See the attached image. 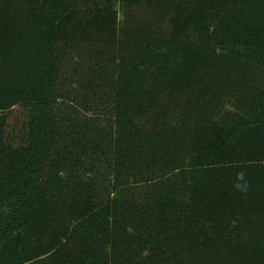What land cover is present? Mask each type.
Here are the masks:
<instances>
[{"label": "trees", "instance_id": "16d2710c", "mask_svg": "<svg viewBox=\"0 0 264 264\" xmlns=\"http://www.w3.org/2000/svg\"><path fill=\"white\" fill-rule=\"evenodd\" d=\"M0 264H264V0H0Z\"/></svg>", "mask_w": 264, "mask_h": 264}, {"label": "rangeland", "instance_id": "374dc122", "mask_svg": "<svg viewBox=\"0 0 264 264\" xmlns=\"http://www.w3.org/2000/svg\"><path fill=\"white\" fill-rule=\"evenodd\" d=\"M121 17H122V15H121Z\"/></svg>", "mask_w": 264, "mask_h": 264}]
</instances>
